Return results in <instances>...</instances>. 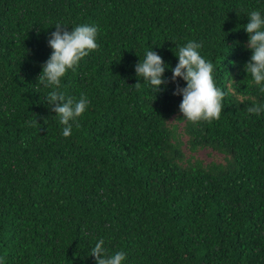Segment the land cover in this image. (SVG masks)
<instances>
[{"label": "trees", "instance_id": "trees-1", "mask_svg": "<svg viewBox=\"0 0 264 264\" xmlns=\"http://www.w3.org/2000/svg\"><path fill=\"white\" fill-rule=\"evenodd\" d=\"M253 10L264 0H0L3 264H96L100 239L122 264H264V112L246 111L264 93L244 68ZM57 23L98 27L99 48L61 78L66 98L90 100L68 137L37 83ZM188 41L226 93L218 120L184 119L173 95ZM151 49L169 66L157 93L135 72ZM204 149L220 159H197Z\"/></svg>", "mask_w": 264, "mask_h": 264}, {"label": "clouds", "instance_id": "clouds-1", "mask_svg": "<svg viewBox=\"0 0 264 264\" xmlns=\"http://www.w3.org/2000/svg\"><path fill=\"white\" fill-rule=\"evenodd\" d=\"M56 31L51 33L48 45L52 53L42 65V72L37 77V83L52 90L48 92L46 102L51 105V110L59 117L63 125L62 135H71L73 123L77 121L90 104L86 95L81 94L78 100L66 98L60 91L61 78L68 70H75L82 58L89 55L91 50L99 48L96 38L98 27L88 24H79L67 30V27L57 23ZM244 30L249 36L247 47L252 51L250 60L244 68L250 74L255 85L264 93V15L259 10H253L248 14V23ZM201 45L195 41H188L178 48V63L171 69V80L175 82L181 78L186 82V87L177 85L173 95H182L183 99L179 110L184 119L191 122L201 120L211 122L219 119L222 112V101L226 95L217 88L213 79L214 66L199 53ZM166 67L164 60L157 52L146 50L143 60L135 65V72L143 82L150 84L157 92L161 86L169 82L164 78ZM141 87L138 82L134 85ZM249 114L259 115L264 112V104L255 103L247 107ZM37 123V120L35 121ZM78 126V125H77ZM96 264H122L126 260V253L118 251L109 255L104 247V240L100 239L92 248L91 255ZM0 264H3L0 261Z\"/></svg>", "mask_w": 264, "mask_h": 264}, {"label": "rangeland", "instance_id": "rangeland-1", "mask_svg": "<svg viewBox=\"0 0 264 264\" xmlns=\"http://www.w3.org/2000/svg\"><path fill=\"white\" fill-rule=\"evenodd\" d=\"M195 157L207 164L210 163L211 161H218L221 156L210 150L204 149L196 153Z\"/></svg>", "mask_w": 264, "mask_h": 264}]
</instances>
